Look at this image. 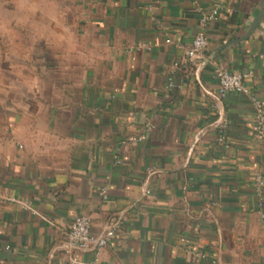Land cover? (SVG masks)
I'll return each mask as SVG.
<instances>
[{
  "label": "crops",
  "instance_id": "obj_1",
  "mask_svg": "<svg viewBox=\"0 0 264 264\" xmlns=\"http://www.w3.org/2000/svg\"><path fill=\"white\" fill-rule=\"evenodd\" d=\"M77 4L80 42L49 77L0 82V264H264L250 99H264V0ZM215 7L204 56L187 61ZM219 68L250 73L249 92L217 101ZM78 215L96 234L121 228L100 251L68 252Z\"/></svg>",
  "mask_w": 264,
  "mask_h": 264
},
{
  "label": "rangeland",
  "instance_id": "obj_2",
  "mask_svg": "<svg viewBox=\"0 0 264 264\" xmlns=\"http://www.w3.org/2000/svg\"><path fill=\"white\" fill-rule=\"evenodd\" d=\"M80 17L77 0H0L1 84L16 92L21 80L49 77L58 55L80 42Z\"/></svg>",
  "mask_w": 264,
  "mask_h": 264
},
{
  "label": "built area",
  "instance_id": "obj_3",
  "mask_svg": "<svg viewBox=\"0 0 264 264\" xmlns=\"http://www.w3.org/2000/svg\"><path fill=\"white\" fill-rule=\"evenodd\" d=\"M220 7H215L208 11H203L199 20L200 30L195 35L191 44L184 47L185 57L187 61H197L204 56V52L209 44V39L206 33L208 24L214 20L219 14ZM171 40L168 39L167 42ZM142 47H149L147 44H142ZM183 47V46H181ZM218 75V90L214 95L217 101H222L231 93H248L249 87L247 84L248 77L251 75L246 72H231L225 68H219ZM176 84L171 76L168 80L167 90L175 88ZM250 99L255 109L254 128L258 141L264 143V99H261L253 94ZM225 128V124H220ZM151 129V127H149ZM147 138L146 134H142L131 138L133 142L143 141ZM225 135L222 134L220 141L226 143ZM255 192L258 198V206L261 210V216L264 217V178L258 174L255 178ZM22 207L35 211L32 203L27 200H18L12 198ZM121 228V222L114 220L110 222L102 233H94L92 231V220L88 215H78L69 226L64 246L68 252L72 250H92L100 251L107 247L116 237L118 230ZM69 264H96V262H82L76 257L71 259Z\"/></svg>",
  "mask_w": 264,
  "mask_h": 264
}]
</instances>
